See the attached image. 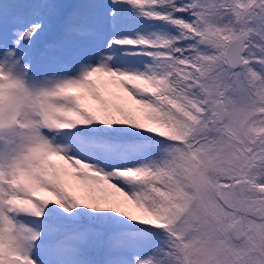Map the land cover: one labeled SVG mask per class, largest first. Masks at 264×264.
<instances>
[{"label": "snow or ice", "instance_id": "6c2138e0", "mask_svg": "<svg viewBox=\"0 0 264 264\" xmlns=\"http://www.w3.org/2000/svg\"><path fill=\"white\" fill-rule=\"evenodd\" d=\"M0 264H264V0H0Z\"/></svg>", "mask_w": 264, "mask_h": 264}]
</instances>
